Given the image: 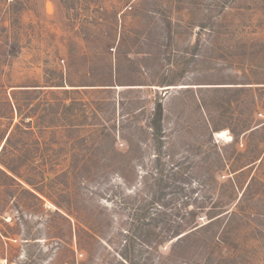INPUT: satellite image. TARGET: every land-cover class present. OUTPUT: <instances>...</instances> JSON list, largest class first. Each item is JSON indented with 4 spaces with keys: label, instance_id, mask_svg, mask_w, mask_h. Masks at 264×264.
I'll list each match as a JSON object with an SVG mask.
<instances>
[{
    "label": "rangeland",
    "instance_id": "rangeland-1",
    "mask_svg": "<svg viewBox=\"0 0 264 264\" xmlns=\"http://www.w3.org/2000/svg\"><path fill=\"white\" fill-rule=\"evenodd\" d=\"M158 98L167 213L204 224L220 203L237 228L211 264H264V0H0V149L32 115L44 154L21 170L39 200L0 187V264L159 263L171 242L150 255L123 235L159 169L128 119Z\"/></svg>",
    "mask_w": 264,
    "mask_h": 264
},
{
    "label": "trees",
    "instance_id": "trees-1",
    "mask_svg": "<svg viewBox=\"0 0 264 264\" xmlns=\"http://www.w3.org/2000/svg\"><path fill=\"white\" fill-rule=\"evenodd\" d=\"M145 114L146 119L142 124L139 116H144ZM32 117V115L28 116L27 122L22 120L17 123L0 149V187L7 188L6 190H9L7 192L11 196L10 189L22 188L23 183L35 189L33 180H21L23 178L21 170L32 169L31 164L35 162L38 155L40 157L44 155L38 150L40 145L33 149V145L38 141L35 139L33 132L34 128L36 126L39 127V125H36V123L33 125ZM163 119L164 109L160 98L154 101L150 108L145 105L136 109L132 112L131 118L128 119L127 128L129 130L139 131L141 135H146V139H150L155 144L157 153H155L154 162L159 169H156V174L146 171L145 174L139 177L142 190L133 194L137 206L129 216L128 229L123 233L124 241L128 243L127 245L133 241L138 242L140 247L150 255L160 246L171 242L169 251L166 255L159 257L158 264H211L213 253H215L214 248L225 244L229 238L228 235L235 232L234 230L237 226L234 227L235 220L233 218L237 216L234 214L232 218L227 219L225 222L227 213L224 214V211L221 210L222 206H219L220 203H215L213 209L208 211V222L204 224H197L198 215L195 210H188L182 215L167 213V205L164 206V203H161L164 190L167 188L166 178L163 179V169L160 167L162 162L159 150L163 134ZM249 130L247 128V131ZM31 139L35 141L32 142ZM138 142L140 143V139H138ZM77 154H73L72 158ZM257 158L249 157V162L244 167H248L258 161L259 159ZM140 160L141 154L137 144L131 143L128 149L116 153L114 165L116 164L117 168H119V177L122 181L125 183L129 182L130 179L128 178L130 177L128 175H137L135 174V167ZM125 174L128 175L126 176ZM177 174H179L178 170L173 173V175ZM47 178L40 173L37 180L41 179L44 183ZM149 179L154 181L152 185L148 184ZM153 185L155 186L153 187ZM144 192L150 193V196L140 198ZM22 193L38 200L41 195L39 189H35L33 192L23 189ZM83 226L87 227L90 237L93 236L95 238L98 236L91 231L90 225L86 224ZM82 231L85 233L83 229ZM212 245L215 247L212 248ZM125 260L127 264H134L132 260Z\"/></svg>",
    "mask_w": 264,
    "mask_h": 264
}]
</instances>
